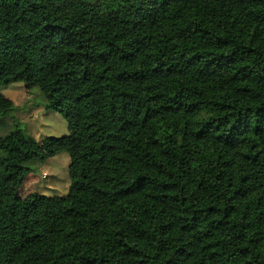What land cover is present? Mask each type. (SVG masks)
<instances>
[{"label":"trees","instance_id":"16d2710c","mask_svg":"<svg viewBox=\"0 0 264 264\" xmlns=\"http://www.w3.org/2000/svg\"><path fill=\"white\" fill-rule=\"evenodd\" d=\"M31 77L69 191L23 197L48 154L0 135V264H264V0H0Z\"/></svg>","mask_w":264,"mask_h":264},{"label":"rangeland","instance_id":"374dc122","mask_svg":"<svg viewBox=\"0 0 264 264\" xmlns=\"http://www.w3.org/2000/svg\"><path fill=\"white\" fill-rule=\"evenodd\" d=\"M0 89L15 103V110L11 112L0 125V135L13 129L14 124L32 136L40 148L48 154L47 160L37 164L20 187V194L24 197L38 192L46 195H65L69 191V163L67 153H57L50 149L47 141L51 136H62L69 133L64 117L55 111L47 110L43 103V96L38 82L34 77L24 81L7 82L0 79ZM35 167V164H30Z\"/></svg>","mask_w":264,"mask_h":264}]
</instances>
